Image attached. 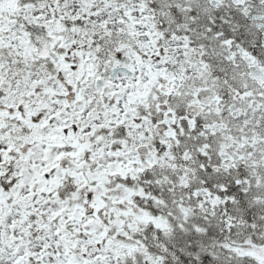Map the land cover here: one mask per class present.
<instances>
[{
	"label": "snow or ice",
	"instance_id": "6c2138e0",
	"mask_svg": "<svg viewBox=\"0 0 264 264\" xmlns=\"http://www.w3.org/2000/svg\"><path fill=\"white\" fill-rule=\"evenodd\" d=\"M0 264H264V0H0Z\"/></svg>",
	"mask_w": 264,
	"mask_h": 264
}]
</instances>
